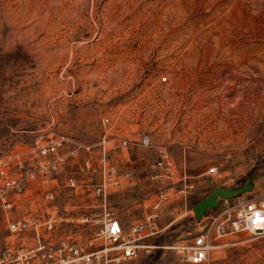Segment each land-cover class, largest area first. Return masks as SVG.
Wrapping results in <instances>:
<instances>
[{
    "label": "rangeland",
    "instance_id": "374dc122",
    "mask_svg": "<svg viewBox=\"0 0 264 264\" xmlns=\"http://www.w3.org/2000/svg\"><path fill=\"white\" fill-rule=\"evenodd\" d=\"M59 139L44 179L38 161L51 157L34 149ZM103 146L119 174L110 211L124 223L142 218L165 181L159 149L175 185L191 184L161 204L163 230L132 264H264V233H231L224 220L203 262L166 247L203 227L193 206L215 187L264 185V0H0V162L15 176L36 169L0 209V239L10 218L51 216L54 236L97 247V225L79 217L103 203Z\"/></svg>",
    "mask_w": 264,
    "mask_h": 264
},
{
    "label": "built area",
    "instance_id": "2783aa9c",
    "mask_svg": "<svg viewBox=\"0 0 264 264\" xmlns=\"http://www.w3.org/2000/svg\"><path fill=\"white\" fill-rule=\"evenodd\" d=\"M141 141L147 144L148 137H143ZM62 142L66 140L38 144L34 149L37 157H51L47 163L38 161L42 178L45 179L50 170L55 168V163L60 158L58 148ZM123 144L125 141L116 146ZM101 161L102 178L94 192L105 198L107 189L118 185L119 174L117 168L106 158L104 146ZM208 170L215 172L216 167ZM155 171L156 177L165 181L155 191V197L146 203L147 209L141 219L121 222L105 204L79 217L81 221L97 225L94 235L95 239H100L97 247L85 249L72 239L54 236V219L51 216L44 219L35 215L16 216L8 219V236L0 239V264H132L141 248L148 250L153 247L144 240L163 230L159 225L161 204L177 193L185 195L191 188V184L183 178L181 185H175V165L166 157L163 149L158 150ZM163 171L164 175L161 174ZM35 172L36 169L25 167L22 175L15 176L9 173L6 162H0V209L11 207L8 194L21 192L24 183L35 178ZM68 183L72 185L73 179L69 178ZM45 195L50 199L53 196L50 191ZM216 208V211L201 217L200 221L206 218V223L186 242L173 240L166 245L176 253L179 261L200 263L207 260L212 250L219 246L216 240L223 233L220 228L223 220L231 233H264V185L257 192L221 198ZM88 244H92V241Z\"/></svg>",
    "mask_w": 264,
    "mask_h": 264
},
{
    "label": "water",
    "instance_id": "95a60500",
    "mask_svg": "<svg viewBox=\"0 0 264 264\" xmlns=\"http://www.w3.org/2000/svg\"><path fill=\"white\" fill-rule=\"evenodd\" d=\"M244 188H227L224 186L215 187L207 196L194 204L193 210L195 219H200L207 209L215 207L218 198L232 197Z\"/></svg>",
    "mask_w": 264,
    "mask_h": 264
},
{
    "label": "crops",
    "instance_id": "0c3cea01",
    "mask_svg": "<svg viewBox=\"0 0 264 264\" xmlns=\"http://www.w3.org/2000/svg\"><path fill=\"white\" fill-rule=\"evenodd\" d=\"M111 188H113V187H111ZM111 188H108V190L106 191V196H105V198H100V201H101V203L102 204H105V206L108 208V209H111L110 207H109V203H108V200H109V192L112 190ZM184 197V196H183ZM100 203V204H101ZM110 203H111V200H110ZM176 210V209H175ZM114 216L119 220V221H121V222H124L125 220H123V218H121V217H119L118 215H116V214H114ZM161 217V216H160Z\"/></svg>",
    "mask_w": 264,
    "mask_h": 264
}]
</instances>
